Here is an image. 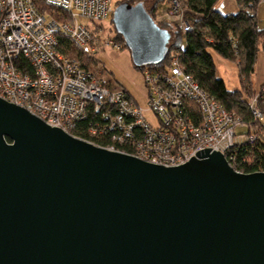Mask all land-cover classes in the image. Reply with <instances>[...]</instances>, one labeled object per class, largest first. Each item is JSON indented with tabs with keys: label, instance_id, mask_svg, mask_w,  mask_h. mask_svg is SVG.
I'll list each match as a JSON object with an SVG mask.
<instances>
[{
	"label": "water",
	"instance_id": "obj_1",
	"mask_svg": "<svg viewBox=\"0 0 264 264\" xmlns=\"http://www.w3.org/2000/svg\"><path fill=\"white\" fill-rule=\"evenodd\" d=\"M113 24L137 68L164 59L171 36L143 3ZM0 264H264V172L211 148L152 164L0 98Z\"/></svg>",
	"mask_w": 264,
	"mask_h": 264
},
{
	"label": "built area",
	"instance_id": "obj_2",
	"mask_svg": "<svg viewBox=\"0 0 264 264\" xmlns=\"http://www.w3.org/2000/svg\"><path fill=\"white\" fill-rule=\"evenodd\" d=\"M40 1L66 12L71 20L57 21L50 13L39 12L34 0H0V98L78 139V128H84L89 140H81L110 151L176 167L198 151L211 148L242 173L237 169L236 149L253 143L257 134L239 133L244 127L241 118L203 91L176 57L170 59L165 71L143 70L144 108L127 92L114 90L81 60L60 51L58 37L64 36L95 58L98 23L112 15L111 0ZM170 15L179 18L180 31L192 30L176 1ZM259 97L249 107L256 120L264 121ZM186 103L196 108L199 123L184 113ZM148 113L155 117L156 125L149 121ZM96 141H104L105 146Z\"/></svg>",
	"mask_w": 264,
	"mask_h": 264
},
{
	"label": "trees",
	"instance_id": "obj_3",
	"mask_svg": "<svg viewBox=\"0 0 264 264\" xmlns=\"http://www.w3.org/2000/svg\"><path fill=\"white\" fill-rule=\"evenodd\" d=\"M175 1L180 5L184 20L190 24L192 31L182 33L176 23L165 22L166 27L158 24L160 28L168 31L171 39L174 36L169 27L173 28L175 37L172 45H170V39L164 59L150 67L165 71L170 65V59L176 57L182 70L192 76L203 91L228 111L241 118L244 124L242 128L246 127L248 131L239 133L251 134L254 131L257 134L258 139L253 143L237 147V169L246 174L264 172V121L255 119L247 97V94L255 92L252 90L250 77L254 73L259 51L264 50V30L259 29L255 12L264 0H238L241 10L237 14L227 15L216 10V5L220 0H154L150 11L145 6V0H123L121 3L130 5L143 3L147 12L155 20V17L161 14L160 8L163 5ZM34 4L39 12L50 13L57 21L71 20L66 12L50 7L40 0H34ZM171 8H164V11H169ZM113 30L121 40L117 42L120 44L124 41L126 46L124 36L116 31L115 26ZM58 39L60 51L66 56L73 57L76 50L82 52L71 39L64 36H59ZM212 53L226 60L238 62L241 83L245 92L227 88L225 81L217 75ZM74 57L78 58V56ZM92 60L96 59L92 58ZM86 68L89 66L86 65ZM145 68L146 66L137 69L143 71ZM262 91L259 92V105L264 116V93ZM184 113L190 116L194 123H199L200 117L194 105L186 103ZM84 132L85 129L80 127L75 135L89 140ZM95 144L103 146L105 142L96 141Z\"/></svg>",
	"mask_w": 264,
	"mask_h": 264
},
{
	"label": "rangeland",
	"instance_id": "obj_4",
	"mask_svg": "<svg viewBox=\"0 0 264 264\" xmlns=\"http://www.w3.org/2000/svg\"><path fill=\"white\" fill-rule=\"evenodd\" d=\"M111 1L113 3L112 15L105 21L98 23V25L100 26V32L97 31L99 38L95 47L98 51L95 56L96 60L93 61L92 58L83 54L79 50H76L74 52V56H78V59L81 60V63L83 62L85 66L87 65L89 66V68L96 71V73L101 74L106 80L107 84L114 90H123L127 92L134 100L138 102L140 106L147 108V99L145 96L146 87L143 71L135 68L129 49L126 48L124 41L123 43L119 44L121 40L120 38H118L117 33L113 30L114 12L117 6H119L120 3L123 2V0ZM153 3L154 0H145V6L149 11L153 7ZM172 6L173 2H167L160 8L161 14L155 17V22L157 24L166 27V24H164L165 22H170L171 24L177 23L176 21H178L179 18L177 19V17L171 16L170 10H165L163 12L164 8H170ZM216 10L226 15L237 14L241 10V6L239 5L238 0H220L216 5ZM255 12L258 19V27L260 30H264V2L258 5ZM82 22L90 27L92 26V24L87 20H82ZM169 29H172V35L175 37L173 28L169 27ZM174 37L171 39L170 45H172ZM117 40L119 42H117ZM75 45L77 46L76 43ZM212 55L217 68V75L219 78L225 81L227 88L229 90H238L245 92L241 83V75L238 62L226 60L216 53H212ZM74 56L69 58L75 59L76 57ZM250 83L252 86V90H254L255 92L247 94L249 100L248 104L253 103L255 97L258 96L259 92L264 89L263 49H261L258 53L255 70L250 77ZM258 108H260V105L258 106ZM147 118L153 125H156L157 121L151 113L147 114ZM247 131L248 130L246 127L238 129V132Z\"/></svg>",
	"mask_w": 264,
	"mask_h": 264
},
{
	"label": "bare ground",
	"instance_id": "obj_5",
	"mask_svg": "<svg viewBox=\"0 0 264 264\" xmlns=\"http://www.w3.org/2000/svg\"><path fill=\"white\" fill-rule=\"evenodd\" d=\"M150 67V65H148Z\"/></svg>",
	"mask_w": 264,
	"mask_h": 264
},
{
	"label": "crops",
	"instance_id": "obj_6",
	"mask_svg": "<svg viewBox=\"0 0 264 264\" xmlns=\"http://www.w3.org/2000/svg\"><path fill=\"white\" fill-rule=\"evenodd\" d=\"M164 11V10H163Z\"/></svg>",
	"mask_w": 264,
	"mask_h": 264
}]
</instances>
